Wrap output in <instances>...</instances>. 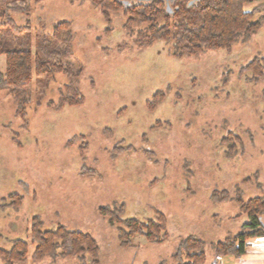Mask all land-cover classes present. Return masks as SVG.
Masks as SVG:
<instances>
[{
    "label": "rangeland",
    "instance_id": "1",
    "mask_svg": "<svg viewBox=\"0 0 264 264\" xmlns=\"http://www.w3.org/2000/svg\"><path fill=\"white\" fill-rule=\"evenodd\" d=\"M109 16L90 0H45L30 16L32 39L70 22L71 44L54 46L65 50L85 101L59 108L68 78L34 77L21 118L14 93L0 90V247L30 240L38 218L42 230L62 225L90 233L98 264H177L174 254L189 235L206 241L204 264H214L216 243L248 221L238 197L264 196V79L255 82L243 69L262 56L264 11L256 17L260 28L231 51L184 58L163 41L139 48L138 28L126 27L122 12ZM0 67L6 69L4 54ZM158 90L166 97L151 110L147 102ZM216 189L230 198L215 203ZM104 207L142 221L163 212L167 240L136 236L123 247L122 225L111 224ZM26 264L94 263L88 255L81 261L58 253Z\"/></svg>",
    "mask_w": 264,
    "mask_h": 264
},
{
    "label": "trees",
    "instance_id": "2",
    "mask_svg": "<svg viewBox=\"0 0 264 264\" xmlns=\"http://www.w3.org/2000/svg\"><path fill=\"white\" fill-rule=\"evenodd\" d=\"M45 0H0V54L6 56V70H0V90L11 89L16 99V116L25 118L32 97L26 89L34 77L41 81H52L63 73L69 80L65 85L57 107L78 106L85 97L77 85L78 74L66 61L63 48L54 42L71 44L70 22L54 23L52 36H30V16L34 8ZM99 7L107 19L112 12H122L126 17V27L138 28L139 37L135 44L139 48L152 46L157 41L171 43L169 53L177 58L199 57L206 51H231L241 37H250L260 28L256 19L264 11V0H90ZM254 4L251 10L246 7ZM17 15L25 16L24 25L18 23ZM264 17V16H263ZM5 32H2V29ZM10 33V36H8ZM51 40V41H50ZM244 70L250 71L252 80L258 82L264 76V57H255ZM166 97L164 90H158L148 100L149 109L156 108ZM234 137L235 134H233ZM231 137V136H230ZM230 137L229 140L231 139ZM77 137L73 138L75 141ZM16 205L18 195H12ZM230 198L228 190H214L215 203L226 202ZM241 213L248 217L240 232L216 243L217 259L221 264L225 256L241 257L246 253L247 241L256 236H264V196L257 195L242 200L238 197ZM119 210L101 209L113 225L120 224L118 238L123 247L133 245L134 237H144L149 242L161 244L168 238V218L159 211L155 217L145 221L136 218L123 219ZM32 223L30 240L16 239L10 249L0 247V256L5 264H26L31 258L41 261L58 253L68 257H79L81 261L88 255L92 263H99L100 248L96 239L87 232L66 229L59 225L55 230H42L38 218ZM31 245H35L29 258ZM206 241L189 235L181 240L174 258L177 264H204Z\"/></svg>",
    "mask_w": 264,
    "mask_h": 264
},
{
    "label": "crops",
    "instance_id": "3",
    "mask_svg": "<svg viewBox=\"0 0 264 264\" xmlns=\"http://www.w3.org/2000/svg\"><path fill=\"white\" fill-rule=\"evenodd\" d=\"M249 6L253 7L254 4H250ZM262 38H264V30L262 32ZM262 44L263 45L260 48V53L262 54L261 57H264V41ZM2 56L3 54H0L1 60H2ZM0 70L4 72L6 69L2 70L0 67ZM263 79H264V76H263ZM28 256H29V253H28ZM222 259L223 260H221V264H264V236H256V237L250 238L247 241L246 253L242 255L241 257L233 256L232 258V257L225 256Z\"/></svg>",
    "mask_w": 264,
    "mask_h": 264
},
{
    "label": "water",
    "instance_id": "4",
    "mask_svg": "<svg viewBox=\"0 0 264 264\" xmlns=\"http://www.w3.org/2000/svg\"><path fill=\"white\" fill-rule=\"evenodd\" d=\"M196 1H198V0H196ZM192 3H194V0L191 2V4H192Z\"/></svg>",
    "mask_w": 264,
    "mask_h": 264
}]
</instances>
